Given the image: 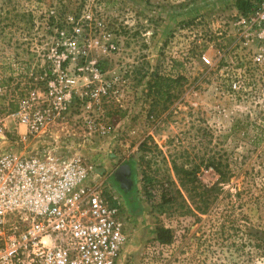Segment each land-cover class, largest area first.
Wrapping results in <instances>:
<instances>
[{
  "label": "rangeland",
  "instance_id": "1",
  "mask_svg": "<svg viewBox=\"0 0 264 264\" xmlns=\"http://www.w3.org/2000/svg\"><path fill=\"white\" fill-rule=\"evenodd\" d=\"M237 1L0 0V119L38 126L1 147L92 168L126 206L119 264H264V0Z\"/></svg>",
  "mask_w": 264,
  "mask_h": 264
},
{
  "label": "built area",
  "instance_id": "2",
  "mask_svg": "<svg viewBox=\"0 0 264 264\" xmlns=\"http://www.w3.org/2000/svg\"><path fill=\"white\" fill-rule=\"evenodd\" d=\"M9 119L22 138L38 128L24 111L0 119V264H119L124 202L81 160L3 149Z\"/></svg>",
  "mask_w": 264,
  "mask_h": 264
},
{
  "label": "trees",
  "instance_id": "3",
  "mask_svg": "<svg viewBox=\"0 0 264 264\" xmlns=\"http://www.w3.org/2000/svg\"><path fill=\"white\" fill-rule=\"evenodd\" d=\"M237 8L243 12V13H248L250 12L253 8H255V4L246 1V0H238L237 1ZM161 80L157 81V89L161 88L162 89V85L159 84L158 82H160ZM160 89V90H161ZM160 90L158 91V93L160 92ZM259 139V137L257 136V140ZM213 167L215 169V171L218 173L219 175V183L223 184L225 182H229L231 175L232 177L238 173V168L237 166L235 167L234 170H231L228 166L229 164H227L226 162H224L223 160H219V161H213L209 163L208 167ZM233 171V172H232ZM191 174V173H190ZM222 191V188H221ZM131 192H128L127 195L130 196ZM131 206L135 205L133 203V201H130ZM205 211V210H203ZM251 237H253L251 239V243L255 246V248H259L261 250L262 255H264V241L259 238V236H257L256 234H251ZM171 232L168 229L165 228H160L159 229V239L162 243H170L171 242Z\"/></svg>",
  "mask_w": 264,
  "mask_h": 264
},
{
  "label": "water",
  "instance_id": "4",
  "mask_svg": "<svg viewBox=\"0 0 264 264\" xmlns=\"http://www.w3.org/2000/svg\"><path fill=\"white\" fill-rule=\"evenodd\" d=\"M116 181L120 184L122 190L128 193L132 189V180H131V166L129 163L122 166L117 170L115 174Z\"/></svg>",
  "mask_w": 264,
  "mask_h": 264
}]
</instances>
